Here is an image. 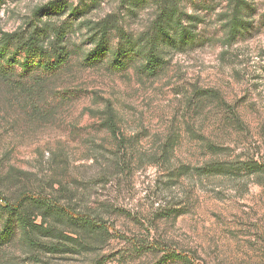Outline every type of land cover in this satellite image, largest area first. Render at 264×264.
I'll return each mask as SVG.
<instances>
[{
    "label": "rangeland",
    "instance_id": "1",
    "mask_svg": "<svg viewBox=\"0 0 264 264\" xmlns=\"http://www.w3.org/2000/svg\"><path fill=\"white\" fill-rule=\"evenodd\" d=\"M48 1L0 0V32ZM65 1L67 11L38 23L65 26L69 63L0 77V232L13 215L5 205L21 202L39 222L36 201L48 200L100 216L108 234L82 237L95 250L49 252L16 225L0 239V264H264V0H246L237 14L249 24L235 36L231 0H178L193 39L160 45L154 74L143 68L153 2ZM103 21L113 25L108 50L90 61ZM119 31L136 41L121 66ZM110 113L119 136L104 123ZM212 160L256 161L260 171H195Z\"/></svg>",
    "mask_w": 264,
    "mask_h": 264
},
{
    "label": "trees",
    "instance_id": "2",
    "mask_svg": "<svg viewBox=\"0 0 264 264\" xmlns=\"http://www.w3.org/2000/svg\"><path fill=\"white\" fill-rule=\"evenodd\" d=\"M150 1L157 6V13L152 22L151 30L146 34L148 48L144 54L143 68L149 74H154L163 62L160 56L162 48H160V45L168 43L181 48L192 42L193 33L190 29L192 24L188 20H184L185 23L182 22V12L178 6V0H129V5L138 7V5ZM231 2L233 3V16L230 19L229 33L235 36L238 26L245 30V25L249 24L237 14L240 8L247 5V2L246 0H231ZM67 7L68 4L65 0H50L34 10L36 19L26 23L24 27H19L13 31L0 32V77L10 80L8 75L13 72V67L16 65L22 66L24 69L34 65L40 67L44 72L53 73L69 63L71 52L65 44V26H54L48 22L38 23L42 15L63 13L67 11ZM129 9L133 10L132 8ZM190 18L196 17L190 16ZM111 26L113 27L110 22L101 24L98 30L100 36L97 46L89 54L88 59L90 61L99 60L108 50L107 34ZM119 33L122 41L114 52L113 65L121 66L123 64L122 58L127 56L129 51L135 50L136 41H132V38L126 33L121 31ZM104 123L114 136H119L117 134V123L111 113L107 116ZM214 147L213 144L209 143V149L216 151ZM195 171L202 172L208 176L231 174L240 176L242 171H245L250 176L258 173L260 166L256 161L212 160L195 167ZM36 208L39 211L37 214L41 216L39 222L35 221V216L31 218L27 207L24 208L21 202L5 205L4 209H7L9 214L13 215L10 218L8 217L3 223L0 239L10 237L17 225L22 229L26 241L33 248H42L49 252H80L81 250H95L98 248L85 241L86 238L82 237L91 238L95 234L102 239L103 235L108 234V229L103 225V220L100 216L93 217L87 212L76 210L69 204L60 205L51 203L48 200H39L36 201ZM47 218H52L53 223L52 221L48 222ZM56 222H62L64 225L66 224L73 228L72 234L75 236L59 230ZM38 232L43 236L51 234L58 239L48 244L36 242V234ZM95 264H99V262Z\"/></svg>",
    "mask_w": 264,
    "mask_h": 264
}]
</instances>
